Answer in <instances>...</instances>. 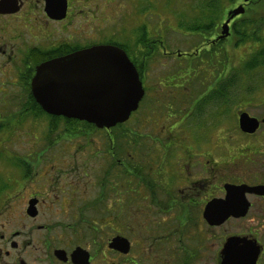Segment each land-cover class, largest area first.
Returning a JSON list of instances; mask_svg holds the SVG:
<instances>
[{"label": "flooded vegetation", "instance_id": "flooded-vegetation-1", "mask_svg": "<svg viewBox=\"0 0 264 264\" xmlns=\"http://www.w3.org/2000/svg\"><path fill=\"white\" fill-rule=\"evenodd\" d=\"M240 4L247 11L251 0L234 7ZM71 12L69 0L62 20L48 16L46 0H0V145L12 128L8 121L19 118L8 116L12 97L26 91L31 100L37 67L86 47H78L74 30L62 29ZM218 36L205 44L219 43ZM122 126L93 131L105 132L112 144ZM135 129L134 167L126 166L122 151L104 155L109 167L98 177L99 191H109V201L99 193L82 200L78 181L69 177L76 169L46 167L44 155H0V264H264V145L253 138L260 129L243 134L250 138L243 146L225 139L231 144L223 155L210 151L219 143L202 151L205 141L183 136L186 150L178 157L174 141L150 145L142 141L140 125ZM171 158L175 168H165ZM121 172L137 181L139 195L124 196L115 179ZM230 186L260 188L247 191L248 207L233 212Z\"/></svg>", "mask_w": 264, "mask_h": 264}, {"label": "rangeland", "instance_id": "rangeland-1", "mask_svg": "<svg viewBox=\"0 0 264 264\" xmlns=\"http://www.w3.org/2000/svg\"><path fill=\"white\" fill-rule=\"evenodd\" d=\"M219 1L224 10L222 19H225L226 11L243 0ZM200 4L201 0H69L71 20L68 25H62V29L74 30L78 47L101 42L128 44V55L131 59L134 55L138 56L136 59L140 62L142 60L137 52L136 29L145 26L152 39L160 41L154 44L156 47L152 48V54L145 58L141 71L146 83V99L139 111L117 130L119 136L115 135L116 151L124 146L130 153L124 156L126 166L130 168L135 163L132 155L135 151L133 132L139 125L143 142L147 141L158 147L154 139L161 142L174 141L176 147L172 152L173 157H178L180 152L186 150L183 136L185 141L191 143L192 138L205 141L202 143V151L209 150L208 146L213 143H219V149L213 148L210 151L223 155V151L231 144L225 143V139L230 142L232 137L233 141L241 144L250 140L239 129L238 117L241 111L260 119L264 117V69L240 74L238 82L233 83L234 86L229 89L225 102L219 103L218 99L206 95L212 91L216 77L223 71L221 64H211L208 61L198 63L190 61L193 56L178 55L194 54L197 49L204 52L210 48L202 36L189 33L185 24V21L201 13ZM222 19L212 37L221 32ZM231 41L228 61L233 73L237 74L253 51V44L247 42L238 45L234 38ZM229 45L226 43L224 46ZM222 51L225 55V50ZM201 97L204 100L194 103ZM27 104L26 91L14 95L12 112H8L9 118L13 119L12 114L22 117L20 109ZM218 107L220 116L216 115ZM186 110L189 112L184 120L183 113ZM24 114L26 116L20 122L19 118L8 121L7 127L12 128L7 133V140L2 139L6 143L0 145V155H44L46 167L76 169L75 174L69 177L78 181L76 190L82 194V200L93 201L99 193L100 200L109 201V191L100 193L98 180L104 169L109 167L105 166L108 160L104 156L109 155L105 152L111 144L107 134L93 129L87 131L81 126L78 127L79 134L76 131L70 133L63 121H57L53 126L52 120L49 121L47 116L34 117L26 111ZM208 114L211 116L208 117ZM119 138H124L125 142ZM253 138L264 145V125ZM236 145L232 144L231 149ZM152 149H144L145 155L142 157L148 156ZM239 151L237 148L234 153ZM158 153L161 151L158 150ZM166 167L175 168L172 158L165 163ZM0 176L4 177L3 174ZM115 179L124 186L126 198L131 199L134 190L135 194H140L135 189L137 181L126 172L119 173ZM140 199L146 198L142 195Z\"/></svg>", "mask_w": 264, "mask_h": 264}, {"label": "water", "instance_id": "water-1", "mask_svg": "<svg viewBox=\"0 0 264 264\" xmlns=\"http://www.w3.org/2000/svg\"><path fill=\"white\" fill-rule=\"evenodd\" d=\"M67 11L68 0H46V12L51 18L62 20ZM245 11L244 4L228 11L218 39L230 35V23ZM32 94L50 115L109 129L129 120L145 90L127 52L117 45L99 44L38 66L32 80ZM263 123L264 119L259 120L246 111L239 115V127L246 134L256 133ZM259 188L230 186L229 203L233 212L247 208L245 193Z\"/></svg>", "mask_w": 264, "mask_h": 264}, {"label": "trees", "instance_id": "trees-1", "mask_svg": "<svg viewBox=\"0 0 264 264\" xmlns=\"http://www.w3.org/2000/svg\"><path fill=\"white\" fill-rule=\"evenodd\" d=\"M251 4L249 5L248 10L244 15H241L235 19L232 24L231 34L227 38H216L220 41L215 45H212L211 41H208L210 46L209 49L204 52L202 51V49H197L194 54H189V57L193 56L190 61L198 63L208 61L211 64H214L215 62L221 64L223 71L216 77L212 91L209 94L207 93V95L205 94L206 97H212L216 100L218 99L219 103L225 102V98L228 96L229 89L234 86L233 83L238 82L240 74H246L249 71L252 72L257 69H264V0H252ZM200 5L202 7V9L200 10L201 13H198L195 17H192L190 20L185 21V24L189 30V33H197L205 40H209L212 35L215 34L219 22L223 17L224 10H222V2H220L219 0H201ZM181 23H183V21ZM136 35L138 37L136 44L137 52L141 56L142 61L138 62V60L136 59L138 56L136 55L132 56V60L136 65H138L140 71H142L145 63V58L152 54V48L156 47V45L154 44L157 42L160 43V41L155 39L153 40L145 26L136 29ZM231 38L237 40L236 44L238 45L247 42L253 44V51L251 52L249 58L243 62L244 64L242 70L236 72L237 74L233 73L232 66H230L231 64L228 61V48L232 43ZM109 43H114L121 46L125 50H130V46L128 44H120L116 42ZM226 43H229L230 45L224 46ZM222 49L225 50V55L222 54ZM242 78L240 79V81L242 80ZM30 99L31 100H29L27 104L28 110L26 111L34 112L36 115L44 114L49 116L52 120L51 122L53 126L55 125V123H57V121H63L70 133L76 131L77 134L80 133V131L78 130V127L80 126L85 127L87 131L94 128V126L86 122L80 124L77 123L78 120L63 117L57 118L52 115H48L36 102L32 95L30 96ZM201 100L204 99L202 97L200 99L198 98L194 103H197ZM217 110L218 111L216 115L220 116V108L218 107ZM207 116L210 117L211 114H208ZM108 138H110V136H108ZM114 145L115 143L109 145V155H117L116 147ZM119 151H122L123 155H130L127 149L121 148L119 149Z\"/></svg>", "mask_w": 264, "mask_h": 264}]
</instances>
